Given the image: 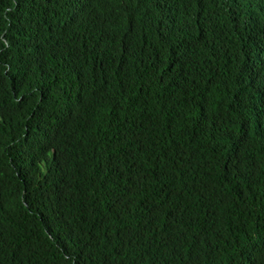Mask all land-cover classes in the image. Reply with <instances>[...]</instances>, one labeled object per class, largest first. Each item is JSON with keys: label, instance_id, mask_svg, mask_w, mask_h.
<instances>
[{"label": "trees", "instance_id": "trees-1", "mask_svg": "<svg viewBox=\"0 0 264 264\" xmlns=\"http://www.w3.org/2000/svg\"><path fill=\"white\" fill-rule=\"evenodd\" d=\"M259 5L0 0V264H264Z\"/></svg>", "mask_w": 264, "mask_h": 264}, {"label": "clouds", "instance_id": "clouds-1", "mask_svg": "<svg viewBox=\"0 0 264 264\" xmlns=\"http://www.w3.org/2000/svg\"><path fill=\"white\" fill-rule=\"evenodd\" d=\"M260 2L259 9L264 17V0H258Z\"/></svg>", "mask_w": 264, "mask_h": 264}, {"label": "bare ground", "instance_id": "bare-ground-1", "mask_svg": "<svg viewBox=\"0 0 264 264\" xmlns=\"http://www.w3.org/2000/svg\"><path fill=\"white\" fill-rule=\"evenodd\" d=\"M236 2H238V1H236Z\"/></svg>", "mask_w": 264, "mask_h": 264}]
</instances>
